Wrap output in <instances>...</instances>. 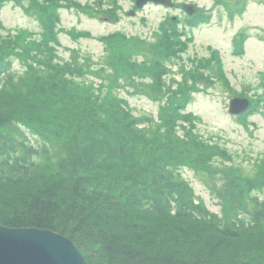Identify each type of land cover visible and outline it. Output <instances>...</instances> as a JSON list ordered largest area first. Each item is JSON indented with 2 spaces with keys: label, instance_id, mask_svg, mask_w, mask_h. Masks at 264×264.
<instances>
[{
  "label": "trees",
  "instance_id": "1",
  "mask_svg": "<svg viewBox=\"0 0 264 264\" xmlns=\"http://www.w3.org/2000/svg\"><path fill=\"white\" fill-rule=\"evenodd\" d=\"M46 8H40L46 33L35 43L36 51L20 52L15 40L0 35V90L9 87L11 104L22 101L27 108L16 112L11 111V104L0 103V225L63 234L72 239L89 264H222L215 253H193L190 246L182 251L180 246L187 242L198 246L194 237L180 239L171 231V219L186 216L184 204L188 211L193 210V190L178 169L189 160L190 151L182 147L183 136L177 131L181 127L178 119H193L191 114H181L179 103L187 101L189 90L196 88L198 80L210 81L208 74L198 70L202 63L188 70L183 82L174 79L179 87H168L172 97L159 112L158 121L150 117L151 125L139 127L138 117L123 95L115 94L103 81L96 86L84 75L80 82L74 79L72 74L81 75L83 66L75 64L74 59L61 62L63 58L51 44L57 42V14ZM170 29L164 28L162 50L166 57H176L186 42L178 37V31ZM16 55L36 61L29 67V77L22 79L29 85L24 91L17 90L22 83L12 82L7 72L9 58ZM116 63L126 69L137 66L124 51L116 53ZM151 66L153 84L161 90L167 68L155 57ZM64 111H70L76 119L69 116L64 120ZM19 123L37 132L41 141L31 142ZM187 138L193 146L206 150L190 160L196 167L208 169L202 162L211 151L230 159L219 146H211L212 150L206 144L202 147L193 134L187 133ZM93 144L101 153L87 157L85 149L89 151ZM242 178L235 186L240 202L244 204L250 198L257 203L258 199L248 194L252 180ZM174 195L183 203L172 212ZM197 207L200 218H215L224 232L229 230L228 222L236 223L224 216L222 224L221 217L201 201ZM243 214L236 215L245 221L247 216ZM164 244L174 252L161 251Z\"/></svg>",
  "mask_w": 264,
  "mask_h": 264
},
{
  "label": "rangeland",
  "instance_id": "2",
  "mask_svg": "<svg viewBox=\"0 0 264 264\" xmlns=\"http://www.w3.org/2000/svg\"><path fill=\"white\" fill-rule=\"evenodd\" d=\"M0 1V35L15 40L16 50L20 52L36 51L35 43L46 33L40 8L54 11L59 44L53 45L63 58L61 62L74 59L75 64L83 66L81 75L72 74L76 81H82L84 75L97 84L103 81L115 94L124 95L138 117L139 127H146L150 117L158 121L159 112L168 106L172 97L168 87L178 88L174 79L183 82L188 78L189 67L198 66L197 61L202 60L209 69L208 75L213 73V83L198 80L197 85L201 88L197 92L198 86L189 92L186 88L188 101L181 114H191L197 119L194 118L193 123L178 119L181 127L177 131L180 137L183 136L182 147L187 146L190 151L189 160L183 161L178 169L193 190L194 202L190 205L193 210L188 211L184 204L186 216L183 219L169 218L174 224L171 231L180 239L194 237L198 246L187 242L180 246L182 251L190 246L193 253L195 250L203 255L215 253L222 259V264H264V0H174L176 4L172 7L148 2L138 9L135 0H58L53 5L51 0ZM181 3L191 4L187 10L194 14L185 16ZM173 15L180 19L177 27L184 28L181 38L185 40L186 48L176 57H166L162 50V34L164 28L170 27ZM62 29L63 32H59ZM243 35V51L239 52L236 48ZM118 51L128 53L137 66L134 69L118 66ZM215 52L220 55V64L212 60ZM154 57L163 61L167 68L162 75L164 87L161 90L153 84L151 59ZM9 61L11 67L7 72L11 81L17 84L29 77L32 73L29 67L36 63L17 55ZM218 69L230 84L215 76L214 70ZM16 87L18 91L20 88L24 91L29 85L23 82ZM8 88L5 87L6 92L0 90V103L4 105H10L12 101ZM242 96L257 103L254 110H248L246 123L237 113L230 112L232 106H239ZM26 109L22 101L11 104V111ZM64 113V120L69 116L76 119L70 111ZM19 125L31 142L41 141L37 132L22 123ZM187 133L195 135L202 147L204 144L210 149L219 146L221 151L230 154V159L211 151L202 162L208 169H203V165L194 166L190 160L199 158L206 150L189 143ZM93 145V149H85L87 157L94 158L101 153L98 145L97 148ZM244 176L252 180L248 194L258 199L257 203L250 198L244 204L240 202L241 195L235 191V186ZM171 199L173 212L174 207L183 202L179 196L174 195ZM199 201L211 213L221 217L222 224L224 216L236 223L228 222L229 230L224 232L217 227L219 222L215 218H200L197 213ZM238 213H246L243 214L247 216L245 221L237 217ZM252 215L254 218L250 217ZM160 247L161 251L174 252V249L165 248L168 244Z\"/></svg>",
  "mask_w": 264,
  "mask_h": 264
},
{
  "label": "water",
  "instance_id": "3",
  "mask_svg": "<svg viewBox=\"0 0 264 264\" xmlns=\"http://www.w3.org/2000/svg\"><path fill=\"white\" fill-rule=\"evenodd\" d=\"M148 0H137L141 6ZM170 4L169 0H149ZM233 103V102H232ZM233 105V104H232ZM245 102L230 108L238 112ZM0 264H88L78 248L63 235L50 229L0 225Z\"/></svg>",
  "mask_w": 264,
  "mask_h": 264
},
{
  "label": "bare ground",
  "instance_id": "4",
  "mask_svg": "<svg viewBox=\"0 0 264 264\" xmlns=\"http://www.w3.org/2000/svg\"><path fill=\"white\" fill-rule=\"evenodd\" d=\"M42 229H44V228H42ZM53 231V230H52ZM54 232H56V231H54ZM58 233V232H57ZM60 234V233H59ZM61 235H63V234H61ZM64 237H66V238H68L75 246H76V244L72 241V239L71 238H69V237H67V236H65V235H63ZM77 247V246H76ZM79 250V249H78ZM81 253V252H80ZM85 259V258H84ZM86 261V260H85ZM87 262V261H86ZM88 263V262H87ZM89 264V263H88Z\"/></svg>",
  "mask_w": 264,
  "mask_h": 264
}]
</instances>
